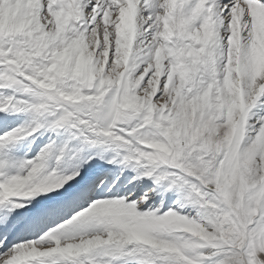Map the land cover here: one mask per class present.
I'll return each instance as SVG.
<instances>
[{
	"label": "snow or ice",
	"instance_id": "snow-or-ice-1",
	"mask_svg": "<svg viewBox=\"0 0 264 264\" xmlns=\"http://www.w3.org/2000/svg\"><path fill=\"white\" fill-rule=\"evenodd\" d=\"M0 264H264V0H0Z\"/></svg>",
	"mask_w": 264,
	"mask_h": 264
}]
</instances>
